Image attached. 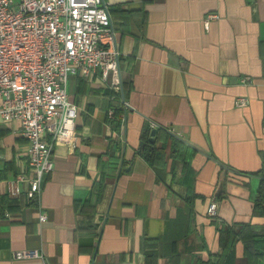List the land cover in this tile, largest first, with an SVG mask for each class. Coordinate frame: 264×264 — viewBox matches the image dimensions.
<instances>
[{
  "label": "crops",
  "instance_id": "1",
  "mask_svg": "<svg viewBox=\"0 0 264 264\" xmlns=\"http://www.w3.org/2000/svg\"><path fill=\"white\" fill-rule=\"evenodd\" d=\"M105 1L121 90L68 78L75 137L38 197L0 118V264H264V0Z\"/></svg>",
  "mask_w": 264,
  "mask_h": 264
},
{
  "label": "built area",
  "instance_id": "2",
  "mask_svg": "<svg viewBox=\"0 0 264 264\" xmlns=\"http://www.w3.org/2000/svg\"><path fill=\"white\" fill-rule=\"evenodd\" d=\"M119 57L105 0H0V118L18 123L26 140L27 199L39 196L53 169L54 144L71 145L75 137L77 106L67 97L68 78L98 73L119 92ZM246 102L241 97L235 105ZM113 115L110 110L109 118ZM10 193H19L17 185ZM216 209V202H210L208 217H215ZM45 219L39 216L40 222Z\"/></svg>",
  "mask_w": 264,
  "mask_h": 264
},
{
  "label": "trees",
  "instance_id": "3",
  "mask_svg": "<svg viewBox=\"0 0 264 264\" xmlns=\"http://www.w3.org/2000/svg\"><path fill=\"white\" fill-rule=\"evenodd\" d=\"M150 151V144L147 142V139H144L141 150L142 156L147 158ZM256 174L259 177V184L255 193L253 210L258 215L264 216V164Z\"/></svg>",
  "mask_w": 264,
  "mask_h": 264
},
{
  "label": "water",
  "instance_id": "4",
  "mask_svg": "<svg viewBox=\"0 0 264 264\" xmlns=\"http://www.w3.org/2000/svg\"><path fill=\"white\" fill-rule=\"evenodd\" d=\"M154 134H155V130L152 129V130H151V136H153ZM150 141H151V139H150Z\"/></svg>",
  "mask_w": 264,
  "mask_h": 264
}]
</instances>
